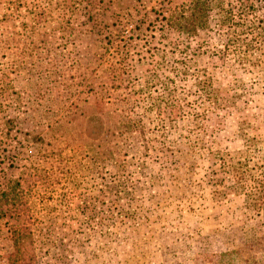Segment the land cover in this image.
Listing matches in <instances>:
<instances>
[{
  "label": "rangeland",
  "instance_id": "1",
  "mask_svg": "<svg viewBox=\"0 0 264 264\" xmlns=\"http://www.w3.org/2000/svg\"><path fill=\"white\" fill-rule=\"evenodd\" d=\"M193 1L0 0V264L10 229L26 264L264 255L258 218L206 177L209 151L263 161L264 0L162 28Z\"/></svg>",
  "mask_w": 264,
  "mask_h": 264
},
{
  "label": "trees",
  "instance_id": "2",
  "mask_svg": "<svg viewBox=\"0 0 264 264\" xmlns=\"http://www.w3.org/2000/svg\"><path fill=\"white\" fill-rule=\"evenodd\" d=\"M186 4V7L179 12L178 18L162 17L164 22L162 28L190 33L200 27L202 24L200 13L202 6H205L204 1L196 0ZM186 13L188 14L186 15ZM222 23L225 24L226 21L223 20ZM134 127V130L125 132V135H130L133 138L135 135L141 136L138 124ZM135 140L137 141L136 138ZM139 140L142 141V138ZM207 156L209 166L206 177L210 186L215 188L214 195L235 194L241 196L243 198V215L245 217L255 215L258 218V225L264 230V157L263 161L253 163L249 158L234 160L228 153L218 151H209ZM262 235L264 236V232ZM8 240L12 251L8 256L7 264H26L23 252L27 248L23 244L19 230L10 229ZM212 262L213 264H264V255L256 253L243 257L238 251L232 250L214 255Z\"/></svg>",
  "mask_w": 264,
  "mask_h": 264
}]
</instances>
